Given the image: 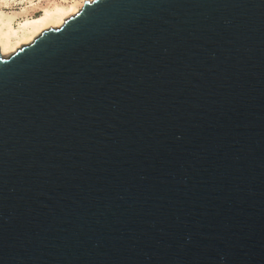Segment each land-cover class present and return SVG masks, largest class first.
I'll list each match as a JSON object with an SVG mask.
<instances>
[{
  "label": "water",
  "instance_id": "water-1",
  "mask_svg": "<svg viewBox=\"0 0 264 264\" xmlns=\"http://www.w3.org/2000/svg\"><path fill=\"white\" fill-rule=\"evenodd\" d=\"M0 264H264V0H85L0 53Z\"/></svg>",
  "mask_w": 264,
  "mask_h": 264
},
{
  "label": "bare ground",
  "instance_id": "bare-ground-1",
  "mask_svg": "<svg viewBox=\"0 0 264 264\" xmlns=\"http://www.w3.org/2000/svg\"><path fill=\"white\" fill-rule=\"evenodd\" d=\"M84 3L85 0H60L41 5L36 0H0V53L9 56L44 30L62 26Z\"/></svg>",
  "mask_w": 264,
  "mask_h": 264
},
{
  "label": "rangeland",
  "instance_id": "rangeland-1",
  "mask_svg": "<svg viewBox=\"0 0 264 264\" xmlns=\"http://www.w3.org/2000/svg\"><path fill=\"white\" fill-rule=\"evenodd\" d=\"M53 1H60V0H36V2L41 5H49ZM31 14H34V12H32Z\"/></svg>",
  "mask_w": 264,
  "mask_h": 264
},
{
  "label": "snow or ice",
  "instance_id": "snow-or-ice-1",
  "mask_svg": "<svg viewBox=\"0 0 264 264\" xmlns=\"http://www.w3.org/2000/svg\"><path fill=\"white\" fill-rule=\"evenodd\" d=\"M6 2H18V0H6Z\"/></svg>",
  "mask_w": 264,
  "mask_h": 264
}]
</instances>
